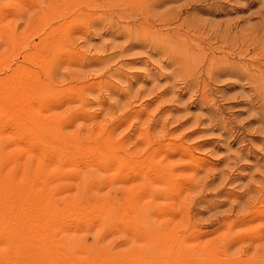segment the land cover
<instances>
[{
    "label": "rangeland",
    "instance_id": "1",
    "mask_svg": "<svg viewBox=\"0 0 264 264\" xmlns=\"http://www.w3.org/2000/svg\"><path fill=\"white\" fill-rule=\"evenodd\" d=\"M0 264H264V0H0Z\"/></svg>",
    "mask_w": 264,
    "mask_h": 264
}]
</instances>
